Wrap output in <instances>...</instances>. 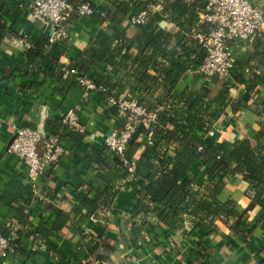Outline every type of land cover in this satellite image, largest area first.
<instances>
[{"label": "crops", "instance_id": "1", "mask_svg": "<svg viewBox=\"0 0 264 264\" xmlns=\"http://www.w3.org/2000/svg\"><path fill=\"white\" fill-rule=\"evenodd\" d=\"M80 1L93 5L94 15L69 19L66 22L67 39L60 44H51L46 51L53 61L47 59L30 64L19 36L35 46L44 37L49 40L52 28L27 18L26 10L32 0H6L13 12H5L2 17L16 36L7 33L0 49V229L5 230L8 225L13 240H20L23 253L11 255L4 261L10 264H264V221L255 227L261 212L259 206L247 211L243 218L247 224V237L246 234H235L218 219L200 221L181 215V226L170 231L159 222L156 214L133 217L136 193L128 183L130 179L119 168L117 158L105 145L107 135L119 124L117 110L107 106L104 95L98 92L86 100L83 88L72 77L60 76L62 66H88L90 77L108 76L112 87L114 85V95L141 100L160 112L165 108L182 112L181 95L187 88L207 87L212 102L219 100L221 91L229 88L231 98L242 102L244 107L236 115L231 107L227 108L226 115L216 121L210 131L197 127L194 135L206 147L222 142L233 144L261 130L260 118L249 106L264 99V86L257 83L253 91H248L247 84L240 81L250 83L253 74L264 71V39L255 58L253 44H235L236 64L227 80L214 82L212 78L208 82L196 73L198 67L188 68L176 89L168 93L164 79L159 77L153 65L143 66L136 60V48L129 60H123L121 66L114 69L105 62L88 65L84 60L85 52L95 43L112 48L117 46L118 33L129 39L135 38L138 27L132 26L129 18L132 13L139 12L140 4V8H144L147 0ZM164 1L167 0H158L147 10L153 14L151 21L176 35L181 30L165 19ZM193 2L198 5L196 20L201 5L200 0ZM259 5L262 7L264 0H260ZM185 41L179 45L176 38L172 40L168 61L163 60L167 67H170V57L184 60L182 47H193L189 40ZM192 50L191 58L198 62L199 49L194 46ZM147 54L151 55L152 51ZM142 74L157 80H146V77H140ZM78 106H81L79 119L85 127V135L68 133L64 136L63 145L68 154L38 181L36 195L26 181V166L11 151L14 126L37 128L50 136L58 130L62 115ZM168 128L173 129V126ZM138 142L140 147L133 156L137 161L147 146L141 133ZM179 148L178 145L171 146L164 161L171 163ZM159 160L160 157L154 158L155 162ZM190 175L196 187L208 194L204 167L194 162ZM106 188L117 192L112 211L107 213L109 221L104 222L101 218L100 223L93 222L88 208L80 203V196L85 194L93 198L96 191ZM249 189L250 183L237 175L225 180L217 198L224 203L234 202L235 213L239 216L251 203ZM210 199L213 200V196ZM20 210H25V216ZM61 213L67 216L65 228L49 232ZM40 226L47 228L43 236L38 235ZM252 229L254 231L249 235ZM100 230L114 252L104 253V261L94 262L87 257L94 244L93 237Z\"/></svg>", "mask_w": 264, "mask_h": 264}, {"label": "trees", "instance_id": "2", "mask_svg": "<svg viewBox=\"0 0 264 264\" xmlns=\"http://www.w3.org/2000/svg\"><path fill=\"white\" fill-rule=\"evenodd\" d=\"M157 1L147 0L144 8H140L142 5L140 4L137 9L139 12L147 10L148 6L155 5ZM68 3L71 6V10L69 18L62 25L65 28L69 19L80 17V6L87 2L68 0ZM163 3L165 19L176 24L184 33L190 34L198 5L196 6L194 2L189 4L186 0H167ZM199 3L202 5L203 0H200ZM91 6L93 7V5ZM5 12L12 13L13 8L7 4L6 0H0V49L3 48V39L7 33L16 36L2 17ZM205 29L206 26H200L197 30ZM181 31L176 35H172L151 21L146 25L138 26V33L133 39L118 33L116 35L118 44L114 48L111 45L95 43V46L92 45L85 52L84 60L88 65L105 62L114 69L117 66H121L123 60H129L132 50L136 48L138 50L136 60L143 66L152 64L159 77L164 79L165 87H168V93H171L176 89L180 77L188 68L196 69L200 65V54L198 62L191 58L193 55L192 48L195 46L196 49H199V46L196 41L189 37L188 40L193 47H182L184 60L180 57H170V67L164 64L163 60L168 61V47L172 40L176 38L179 45L185 40ZM19 37V39L27 41L23 36L20 35ZM263 37L264 34L261 33L250 43L254 45V58L262 46ZM50 45V39L48 40L46 37L42 38L35 46L31 44V48L27 50L29 63L35 64L39 63V61L44 62L47 59L53 61L46 54ZM148 51H152L149 56L147 54ZM65 67L62 66L60 70L61 78L66 76L63 71ZM88 69V66L80 68L81 75H86ZM107 77L91 76L98 86H104L109 94H113L115 91L114 85L112 87L111 81ZM140 77H146V80L150 81L157 80L155 77H147L145 74ZM141 78L139 79L140 83H142ZM240 83L247 84L248 91H253L257 83L264 86V71H261L260 74H253L250 83L243 79ZM209 93L210 90L205 86L198 89L187 88L181 95L184 101V110L182 112L165 108V110L159 112L157 122L152 124L150 129L143 128L140 130V133L146 137L152 133L153 143L146 146L137 161L136 170L132 175L127 173L119 158H117V164L124 172L125 177L130 179L128 183L136 193L137 204L131 214L133 217L136 218L140 214H156L159 222L168 227L170 231H174L181 226L183 222L181 215L193 217L200 221L218 219L230 227L235 234H246L245 236L247 237V224L243 222L247 211L259 206L261 212L255 221V227L264 221V99L261 102L255 101L249 106L255 110L260 118L259 126L261 130L259 132L252 133L245 139L238 140L233 144L222 142L206 147L204 142L194 135V130L197 127H201L210 131L214 123L226 115L227 108L231 107L233 114L236 115L241 107H244L242 102L232 99L227 90L220 95L219 100L216 102H212L209 99ZM139 103L144 104L141 100H139ZM159 105L161 104L159 103ZM150 109L157 108L151 107ZM169 125L173 126V129L168 128ZM73 133L77 134V136L85 135V133ZM173 145L180 147L178 149L179 152L171 163H167L164 161V157L167 154V150ZM139 147L140 143L138 138H136L130 146L128 157L133 158ZM200 147L203 149L199 150ZM93 156L96 159L95 154ZM156 157H160L158 162L154 161ZM194 162H198L205 169L209 184L207 188L208 194L202 193L196 187L195 181L190 175L191 166ZM48 173L49 171L44 176ZM237 175L242 176L245 181L250 183L248 195L251 199L248 209L239 216L235 213L234 202L228 201L224 203L217 198L223 190L225 180ZM39 183L36 184L37 187H39ZM29 185L32 188L33 184ZM116 196L117 192L106 188L103 191H96L93 198L89 195L81 194L80 203L88 208L89 216H94L97 222L101 221V218L104 222H107L109 221L107 213L112 211ZM212 196L213 200L210 199ZM20 213L25 216V210H20ZM66 221V214L61 213L49 232L63 230L66 226ZM231 221H234L233 225L230 224ZM7 226L6 224L5 230L0 229V235L11 239L10 245L14 250V255L23 253L20 240H13ZM46 229L40 226L38 235L43 236ZM103 229L106 231V227ZM213 230L216 232L217 228L214 227ZM253 231L254 229L249 231V235ZM104 236L105 233L100 230L93 237L94 244L87 259L91 257L94 262L104 261L105 258L102 254L114 252L113 246L105 240Z\"/></svg>", "mask_w": 264, "mask_h": 264}, {"label": "built area", "instance_id": "3", "mask_svg": "<svg viewBox=\"0 0 264 264\" xmlns=\"http://www.w3.org/2000/svg\"><path fill=\"white\" fill-rule=\"evenodd\" d=\"M194 0H186L191 4ZM260 0H203L198 10V18L194 21L190 34L183 37L193 39L199 46L200 65L196 73L208 82L215 76L220 80H227L235 68V44L247 46L264 31V11L259 5ZM71 6L68 0H34L27 7V18L31 21H40L49 25L51 29L50 42L60 44L67 39V30L63 23L69 18ZM94 7L89 3L80 6L79 16H92ZM152 12L144 10L132 13L129 23L142 26L151 22ZM206 26L205 30H197ZM25 49L31 44L21 40ZM67 77H72L84 90V97L88 100L92 94L98 92L104 95L107 106L115 108L119 116V124L106 137L107 150L119 158L128 174L136 170L137 160L128 157L131 144L140 136V130L150 129L156 123L159 109H150L140 104L137 99L109 94L107 88L98 86L88 75H81L78 66L63 68ZM81 106L64 113L60 119L58 130L50 136L42 134L39 129L29 126H14L15 136L11 151L27 168L28 184L37 195V183L46 174L60 163L68 154L63 145L64 136L68 133H85V127L79 119ZM152 133L144 136L147 145H152ZM203 148L200 147L199 150ZM97 222L94 216H90ZM11 239L0 235V264L9 256L14 255L10 245Z\"/></svg>", "mask_w": 264, "mask_h": 264}, {"label": "water", "instance_id": "4", "mask_svg": "<svg viewBox=\"0 0 264 264\" xmlns=\"http://www.w3.org/2000/svg\"><path fill=\"white\" fill-rule=\"evenodd\" d=\"M50 35H51V33L49 34V39H50ZM220 79H219V77L218 76H215V77H213V81L214 82H217V81H219ZM42 134H44L41 130H39ZM45 135V134H44Z\"/></svg>", "mask_w": 264, "mask_h": 264}, {"label": "rangeland", "instance_id": "5", "mask_svg": "<svg viewBox=\"0 0 264 264\" xmlns=\"http://www.w3.org/2000/svg\"><path fill=\"white\" fill-rule=\"evenodd\" d=\"M262 9H263V11H264V5L262 6ZM226 86H227V85H226ZM226 90L229 91V90H231V89L227 88ZM222 93H224V91H221V94H222ZM229 94H230V91H229Z\"/></svg>", "mask_w": 264, "mask_h": 264}]
</instances>
